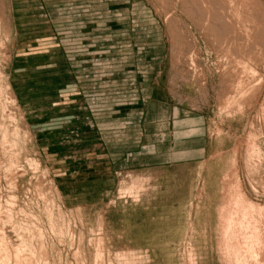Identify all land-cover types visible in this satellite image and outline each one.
<instances>
[{
	"label": "rangeland",
	"instance_id": "rangeland-1",
	"mask_svg": "<svg viewBox=\"0 0 264 264\" xmlns=\"http://www.w3.org/2000/svg\"><path fill=\"white\" fill-rule=\"evenodd\" d=\"M18 261L264 264V0H0Z\"/></svg>",
	"mask_w": 264,
	"mask_h": 264
},
{
	"label": "crops",
	"instance_id": "crops-1",
	"mask_svg": "<svg viewBox=\"0 0 264 264\" xmlns=\"http://www.w3.org/2000/svg\"><path fill=\"white\" fill-rule=\"evenodd\" d=\"M156 164H158V163H156ZM149 165H155V164L149 163Z\"/></svg>",
	"mask_w": 264,
	"mask_h": 264
},
{
	"label": "bare ground",
	"instance_id": "bare-ground-1",
	"mask_svg": "<svg viewBox=\"0 0 264 264\" xmlns=\"http://www.w3.org/2000/svg\"><path fill=\"white\" fill-rule=\"evenodd\" d=\"M15 257H16V255H15ZM18 260H19V258H18ZM19 262V261H18ZM22 262V261H21ZM18 264V263H17ZM19 264H20V262H19Z\"/></svg>",
	"mask_w": 264,
	"mask_h": 264
}]
</instances>
